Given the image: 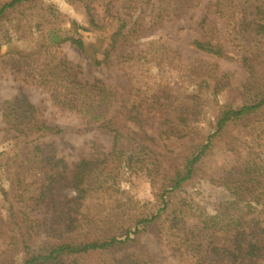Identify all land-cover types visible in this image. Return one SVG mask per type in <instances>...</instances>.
Segmentation results:
<instances>
[{
  "label": "trees",
  "instance_id": "obj_1",
  "mask_svg": "<svg viewBox=\"0 0 264 264\" xmlns=\"http://www.w3.org/2000/svg\"><path fill=\"white\" fill-rule=\"evenodd\" d=\"M80 1L86 5L95 30H105L109 24L118 23L109 37L98 33L93 40H88L80 32L88 28L78 22L71 30L46 27L42 21L44 16L39 13L29 30L20 29V22L14 25V21L21 20L14 16L18 9L26 4L41 5L43 0H0V52L7 45L8 54L13 53L10 56L13 67L25 70L43 85L55 105L80 115L86 127L112 131L113 161L124 172L145 169L154 183L163 180L159 194L164 208L169 207L172 192L187 188L202 173L204 178L211 177V181L219 182L228 190V196L215 212L201 213V227L195 233L185 230L181 217L175 214L168 237L180 251L181 259L196 258L199 264H264V148L262 144H255L264 138V0H206L196 26L199 36L191 43L217 58L240 61L248 74L240 83L243 102L224 104L215 129L179 155L169 144H159L148 133L145 122L150 114L158 117L166 139L186 138L203 119L204 94L220 92L233 83L228 73L220 75L211 62L199 60V64H184L181 53L166 42L154 40L137 50L132 41L149 26L143 19L149 4L153 11L150 24L157 27L164 19L183 16L202 0ZM118 3L120 8L116 9ZM98 6L104 9L106 24L96 17ZM138 7L142 11L134 18ZM222 20L234 48L244 52L242 56L229 51L219 38ZM67 41L87 53L97 66L110 67L115 54L131 67L138 68L146 61L155 62L159 67L173 66L185 74V82L192 89L177 90L170 81L158 83L157 77L146 89L142 84L125 86L102 78L83 80L80 78L82 65L63 53L62 46ZM23 93L0 100L2 120L21 119L14 126V132L4 134L9 135L6 139L11 141V151L21 152L17 160L21 170L8 169L11 189L4 193V202L0 204L1 264L9 259L2 260L9 253H13L10 259L21 257L22 264H86L85 259L93 254L100 256L94 264H165L140 246L142 232L157 223L163 208L152 216L135 218V226L129 220L118 223L115 212L118 200L102 176L107 167L94 159L82 158L70 168L64 158L55 155L50 158L46 154L49 144L43 137L49 132H61L62 128L48 124L41 117L40 107L30 100L19 116ZM240 124L246 127L250 138L231 132L233 125ZM221 136H225L233 158L224 174L208 175L205 159ZM156 147L168 151L159 152ZM171 152L176 156H169ZM11 161L12 157L8 158L7 166ZM34 168L42 170L43 182L51 179L57 183L50 195L52 198L48 199L54 206H62L57 219L49 221L47 217L28 212L29 208L41 210L44 207L41 199L45 200L41 195L31 196L34 185L42 181L32 178ZM65 186L76 190V194L60 201L56 192ZM34 197L32 205L29 201ZM118 252L122 254L118 256Z\"/></svg>",
  "mask_w": 264,
  "mask_h": 264
},
{
  "label": "rangeland",
  "instance_id": "obj_2",
  "mask_svg": "<svg viewBox=\"0 0 264 264\" xmlns=\"http://www.w3.org/2000/svg\"><path fill=\"white\" fill-rule=\"evenodd\" d=\"M205 6L206 0H202L198 7L189 8L183 16L164 19L159 26L155 27L150 24L153 11L151 10V4H149L143 17L145 24L149 26L137 33L136 38H133L132 41V46L137 50L148 46L154 40L166 42V44L181 53L184 64H190L191 62L199 64V60L211 62L213 63V67L217 66L220 75L228 73L233 83L232 86L226 87L220 92H208L204 94L206 109L203 119L195 124L192 133L186 138L166 139L162 135V128L158 117L154 116L153 113L150 114L149 119L145 122L148 133L155 137L159 144H169L172 147L171 149L178 152V155L179 153L184 154L186 152L185 150L189 149L193 143L199 139H205L215 129L219 110L224 104L233 102L238 105L243 102V87L240 83L248 73L243 68L241 62L238 60L217 58L212 54L196 49L191 43L195 37L199 36V31L196 26L203 14ZM119 8L118 3L116 9ZM98 10V13H96L98 21L106 24V20L103 17L104 9L98 6ZM141 11L142 8L138 7L134 11V18ZM37 13L44 16L42 20L43 25L49 28L53 27L62 29L63 31L71 30L75 22L86 26L88 29L85 30L82 28L80 32L88 40H93L98 33H101V36L109 37L117 28L118 24L115 21L109 24L105 30H95L91 24V17L87 12L86 5L80 0H43L41 5L26 4L20 7L18 13L14 16H19L21 20L14 21V25L17 26L20 22V29L29 30L30 23L36 20L35 16ZM220 25L219 38L223 40L224 45L229 51L238 56H242L244 52L235 49L231 43L230 35L226 30L225 20H222ZM62 48L63 53L70 60L82 65L83 71L80 78L83 80L102 78L108 83H121L125 86L130 84L140 86L139 84H142V87L146 89L149 86L147 84L153 83L156 80L154 77H157L156 81L158 83L170 81L177 90L182 87L185 88L184 90L192 89V86H188L185 82V74L178 72L175 67L167 64L159 67L156 66L155 62L146 61L142 62L138 68L137 66L131 67L129 64H123V58L121 60L117 59L115 54L113 64L110 67L105 65L97 66L92 63L90 56L82 52L76 45L67 41L63 44ZM7 49L8 46L4 45L0 52V100L12 99L15 95L23 91V102L18 108L19 116L27 101L30 100L40 107L41 117L46 119L48 124L62 128L61 132H49L43 137L45 143L49 144L46 147V154L50 158L53 155L57 158H64L66 165L70 168L82 158H91L103 167L106 166L107 168L104 169L105 171L102 176L107 181L106 184L112 193L115 194L116 200H118V202L116 201V204L118 203V209L115 210L119 216L118 223H127L129 220L130 224H134L135 226V218L152 216L153 214H157L159 209L163 208L157 223L148 226L142 232L140 246L149 250L156 259H159L165 264H199L196 258L181 259L180 251L174 247L170 237H168V232H171L170 226L173 218L175 214L179 215L185 230L192 233L197 232L201 227V213L215 212L220 202L228 196V190L221 186L219 182L211 181V177L204 178L205 174L202 173L203 176L202 174L199 175L195 179V182L187 186V188L172 192L169 207L164 208V203L159 194L161 187H163V180L154 183L145 169L133 172H124L123 169H120L115 161H113L114 157L110 154L114 143V133L104 128L86 127L80 115L69 110L61 109L55 105L50 93L43 85L37 83L25 70L20 71L18 68L13 67V62L10 60V56L13 53L8 54ZM125 95H128L127 90ZM150 100L149 102H152V98ZM20 120L18 118L2 120V111L0 110V204L4 202V193L11 189V173L8 169L11 167L12 172L21 170L19 168L21 165L17 163L21 152L19 150L11 151V141L6 139L9 135H4L10 130L14 132V126ZM232 127V131L230 129L227 133L231 131L240 134L241 137H251L246 133L247 129L242 124L233 125ZM255 144H262L264 148V138L256 140ZM156 150L159 152L168 151L164 147H156ZM171 155L176 156L172 152L169 153V156ZM11 157V166H7L6 161ZM232 158L233 154L228 151L225 136L218 137L213 150L205 159L204 168L208 175L221 176V174H224L226 165L229 164ZM163 160L165 162L166 159L163 157ZM61 165H64V163ZM61 168L62 166L59 167V169ZM40 172L42 170L39 168L32 170V178H40L42 181H38L34 185L31 196H43L45 200L41 199V204L44 207L41 210L38 208L35 210L29 208L28 212L33 213L35 216L47 217L51 221L62 211V206H54L52 202L49 203L48 201V199L52 198L50 195L55 192L54 187L57 183L50 181L51 179L43 182L45 177L43 178ZM75 194L76 190L67 186L61 192H56V196L60 197V201L68 200L74 197ZM35 197L29 201L32 205L36 200ZM13 200L17 199L13 198ZM20 204L19 202L17 203L19 209L22 207V204ZM64 205L66 206V201L63 203ZM109 208L111 209V207ZM143 227L144 224L142 225ZM1 250L2 247L0 246V252ZM121 254V252L117 253L118 256ZM9 256H13V253L3 256L2 260L9 258L5 264H22L21 257L18 256L14 260L10 259ZM98 259H100V256L93 254L85 259V263L94 264Z\"/></svg>",
  "mask_w": 264,
  "mask_h": 264
}]
</instances>
